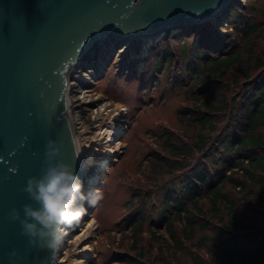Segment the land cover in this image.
<instances>
[{
	"label": "trees",
	"instance_id": "trees-1",
	"mask_svg": "<svg viewBox=\"0 0 264 264\" xmlns=\"http://www.w3.org/2000/svg\"><path fill=\"white\" fill-rule=\"evenodd\" d=\"M242 18L226 33L190 24L185 50L168 48L172 91L190 102L174 124L196 136L159 120L140 142L149 174L128 190L115 264H264V3Z\"/></svg>",
	"mask_w": 264,
	"mask_h": 264
},
{
	"label": "water",
	"instance_id": "water-1",
	"mask_svg": "<svg viewBox=\"0 0 264 264\" xmlns=\"http://www.w3.org/2000/svg\"><path fill=\"white\" fill-rule=\"evenodd\" d=\"M235 5L237 0H0V264L52 263L54 252L32 246L20 221L10 218L13 209L23 219L25 205L38 207L24 188L46 167L49 140L62 146L60 159L75 166L86 188L64 115V90L87 49L109 32L123 38L151 33L152 44L177 34L190 24L185 21L204 18L202 24Z\"/></svg>",
	"mask_w": 264,
	"mask_h": 264
},
{
	"label": "rangeland",
	"instance_id": "rangeland-1",
	"mask_svg": "<svg viewBox=\"0 0 264 264\" xmlns=\"http://www.w3.org/2000/svg\"><path fill=\"white\" fill-rule=\"evenodd\" d=\"M263 3L264 0H237V5L229 7V10L221 13L217 19H212V21H214L212 23L216 25L214 26L215 28L218 26L219 31L223 33H226V31L229 32L230 27L238 23L239 16L243 17L242 19H248L254 7H260ZM208 23L209 22H207V25ZM184 27L187 28V26ZM184 27L182 26L174 37H171L173 35L169 36V34H166L164 37L167 38H163L153 44L155 45V51H153V53L151 51V53H149L148 51L149 54L147 53L148 55H145V60L148 59L136 76L132 77L131 72H128V74H124V72H127L128 65L130 68L131 59L142 53L141 50H139L140 43H130L128 48L129 52L125 54L124 61H122L123 63L117 62L118 50L128 45V43H124L128 41L126 40L128 37L123 38L120 36L119 40L121 41L113 45H104L107 49L96 52L91 58V65L94 68L99 65L98 61L100 60L102 65L99 66L98 71L93 73L94 75L91 83L86 84L94 100L87 105V109L83 110L82 116L80 117L82 122L78 125L79 127L77 126L78 130H80L78 142L81 145L88 143L89 138L93 134L94 129L90 127V122H92V116L94 115L92 111L95 108L94 105L100 99L106 102V104L108 103L109 107L108 111L100 112L98 120L104 124L106 123V125L113 122L123 129L112 134L109 138L111 139L109 142L103 143L100 141L97 145L98 152L94 150L95 153L92 160L99 162L101 160L104 161V158L105 161L107 158L111 159L107 161V166L103 168L104 170L101 174V186L98 187L100 199L94 204L95 206L91 205L94 206L93 210L90 212L86 211L80 221L73 224L72 231L69 229V231H71L70 236H73L76 230L78 231V229H80L85 220H92L91 227L92 229L95 228V235L89 241L88 246L90 247L91 253L86 258L85 264H115V259L110 254L114 252L113 250L116 248V252L124 251L122 245L123 241L119 234V228L122 227L118 225L117 220L131 205L129 188L131 187L137 190V186H139L142 181L146 183L143 173L147 175L149 172L148 166L147 168L145 167L147 161L144 160L145 158H143V155L149 151V148L144 142L142 145L140 142L144 140L149 131L153 130V126L159 120H167L175 126L172 129L176 130L182 137H187L188 139L191 137L192 141H194L196 136L195 133L185 132V127L180 125L179 121L174 124V109L184 102L180 97L176 100L180 84L172 91L174 87L171 81H176V79L179 78V73L176 76L174 75L175 72H179L181 69H176L175 71L171 69L170 72L168 71L169 73L167 72L169 77H167L166 73L169 68L168 58L170 56L168 48L170 52L175 55L180 49L184 51L187 43H189L191 39L190 33L183 35L188 32ZM148 34L149 36L152 35L151 33ZM146 36L147 39H149V36ZM150 42L149 39V44ZM135 63L137 64L138 61H135ZM80 68L81 67L76 66L74 69L75 73L71 76L74 77L75 75L86 73V69ZM183 70L184 69H182V71ZM180 75L183 77V72L180 73ZM71 76L66 80L67 83L73 80ZM227 81L229 82V78ZM189 103L190 102L184 104L188 105ZM118 107L122 108V110L119 114L114 115ZM92 123L94 124V122ZM123 125L124 127H122ZM148 144L153 148V144L150 141ZM143 145H145L146 148L145 146L143 147ZM110 146L112 150L117 146L119 148L115 150V153L108 154L106 150ZM84 191L87 192L89 190L85 189ZM84 206L86 209L91 207L87 202ZM126 233L128 234V232ZM140 235L143 238L145 237L144 233Z\"/></svg>",
	"mask_w": 264,
	"mask_h": 264
},
{
	"label": "bare ground",
	"instance_id": "bare-ground-1",
	"mask_svg": "<svg viewBox=\"0 0 264 264\" xmlns=\"http://www.w3.org/2000/svg\"><path fill=\"white\" fill-rule=\"evenodd\" d=\"M210 16V15H208ZM206 16V17H208ZM204 19V18H202ZM213 19V17H211ZM186 23H199L200 19L197 18V20L193 21H185ZM187 24V28H190ZM153 35V34H152ZM152 35L149 36L152 37ZM120 36H117L116 34L109 32L107 35L101 36L100 39L97 40L96 43H94L92 46L87 49V51L81 56L80 59H78V64L76 66L83 68L84 63H86L87 58L91 59L96 52L101 50H106L107 48L104 46L106 44H115L119 40ZM149 39H147V36L145 34L139 36V37H128V41H125L124 43H128L127 46L123 47L122 49H119L117 62L124 61L125 54L128 51L130 43H140L141 52L146 50L149 44ZM123 45V44H122ZM110 48V47H108ZM119 48V47H118ZM91 61V60H90ZM98 64L95 68L89 65V68L85 70L86 73H82L79 75H75L74 77L71 76L73 80L71 82L66 84V88L64 90L65 97H64V115L66 118L67 123L70 126L71 134L74 139V148H76V154L78 157V164H79V170L81 173V177L83 179L88 180L86 183L85 189L92 190L94 183L96 184L97 178H98V170L101 168L100 166L103 165L104 161L96 162L92 160L91 157V151L92 150H98L97 145L99 142H109L111 139L112 134L120 131V126L118 124L110 123L109 125L104 124L103 122H100L99 114L100 112H106L108 111L109 104L106 102H103L102 99L98 100V102L94 105L95 108L92 111L94 115L92 116L94 124L92 122L91 126L93 130V134L89 138L88 143L81 145L78 142V134L80 130H78V125L80 122H82V119L80 117L82 116L83 110H86L87 105H89L94 98L91 96L90 89L87 88L86 84H90L92 81L93 73L98 71L99 66L102 65L101 60L98 61ZM80 68V69H81ZM83 86V87H82ZM122 108L118 107L116 108V111L113 113L114 115H117L121 112ZM103 121V120H102ZM115 121V120H113ZM108 122V121H107ZM78 126V127H77ZM78 130V131H77ZM119 148L118 146L112 150V147L110 146L106 151L108 154L115 153V150ZM88 166V167H87ZM96 168V169H95ZM101 174V172H100ZM93 185V186H92ZM84 189V190H85ZM89 190V191H90ZM88 192V191H87ZM86 192V193H87ZM86 203V202H85ZM92 220L88 219L85 220L83 225L76 230V232L73 234V236H70V232L72 231L73 225L67 229V236L65 237L64 245L63 247L53 253V260L51 264H85L86 258L90 255V247L88 246L89 241L93 238L95 235V228L92 229L91 227ZM69 229L71 231H69Z\"/></svg>",
	"mask_w": 264,
	"mask_h": 264
},
{
	"label": "clouds",
	"instance_id": "clouds-1",
	"mask_svg": "<svg viewBox=\"0 0 264 264\" xmlns=\"http://www.w3.org/2000/svg\"><path fill=\"white\" fill-rule=\"evenodd\" d=\"M61 147L55 141H48L46 167L39 178H29L24 188L38 207L25 205L23 219L15 209L10 213L13 221H20L22 235L29 237L32 246L53 252L63 247L67 229L85 215V202L91 206L100 199L98 191H84V182L76 174L75 166L60 159ZM10 171L15 174L17 170Z\"/></svg>",
	"mask_w": 264,
	"mask_h": 264
},
{
	"label": "built area",
	"instance_id": "built-area-1",
	"mask_svg": "<svg viewBox=\"0 0 264 264\" xmlns=\"http://www.w3.org/2000/svg\"><path fill=\"white\" fill-rule=\"evenodd\" d=\"M93 152H91V157L92 158H94V150H92ZM96 152H98L97 150H95ZM102 161V160H101ZM101 161H99V162H101ZM106 166V163H105V158H104V163H103V165H101L100 167L101 168H99V170H98V178H97V182H96V184L94 183V186H93V188H92V190H94V191H96L97 189H98V187H100V185H101V177H102V173H103V168ZM88 167V166H87ZM99 171L101 172V174H99ZM91 189V188H90ZM89 189V190H90Z\"/></svg>",
	"mask_w": 264,
	"mask_h": 264
}]
</instances>
